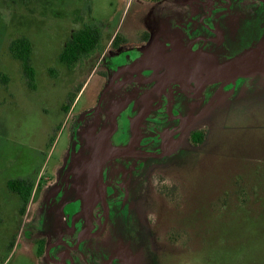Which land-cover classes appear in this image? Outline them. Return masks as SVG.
<instances>
[{"label":"rangeland","instance_id":"obj_1","mask_svg":"<svg viewBox=\"0 0 264 264\" xmlns=\"http://www.w3.org/2000/svg\"><path fill=\"white\" fill-rule=\"evenodd\" d=\"M167 6L146 0H0V264H42L40 236L31 225L39 198L22 217L7 182L51 173L70 134L69 128L52 133L54 120L47 114L61 111L81 85L77 114L95 104L101 87L99 77L90 75L97 55L73 71L60 65L71 33L99 26L109 53L112 33L134 43L148 11L156 9L158 16ZM20 37L32 41L35 90L10 53ZM226 75L219 77L225 81ZM209 113L196 127L206 131L204 141L182 142L150 164L124 206L119 235L139 264H264V80L243 95H219ZM52 134L58 136L54 146L48 144Z\"/></svg>","mask_w":264,"mask_h":264},{"label":"flooded vegetation","instance_id":"obj_2","mask_svg":"<svg viewBox=\"0 0 264 264\" xmlns=\"http://www.w3.org/2000/svg\"><path fill=\"white\" fill-rule=\"evenodd\" d=\"M146 1L168 6L158 16L156 9L148 11L134 43L122 35L126 42L114 47L110 35L111 52L96 54L90 71L101 81L95 104L73 114L80 85L74 101L71 92L61 111L47 114L54 120L52 133L69 128L62 159L45 177L38 173L37 181L7 182L20 207L8 183L34 184L29 204L39 198V206L31 225L40 236L42 264H139L118 223L141 175L180 143L192 142L219 95H243L264 80L261 72H243L244 64L240 70L226 68L248 53L250 67L260 63L264 0ZM225 72L228 80L222 81ZM52 136L48 144L54 146L58 136Z\"/></svg>","mask_w":264,"mask_h":264},{"label":"trees","instance_id":"obj_3","mask_svg":"<svg viewBox=\"0 0 264 264\" xmlns=\"http://www.w3.org/2000/svg\"><path fill=\"white\" fill-rule=\"evenodd\" d=\"M27 4L31 0H21ZM160 1V0H152ZM117 32V31H116ZM112 33L111 39H113V46L118 47L120 44L125 43L126 40L119 33ZM104 37L102 29L96 25H85L83 28L73 31L70 38L63 47V50L59 56L60 63L73 71L83 64L85 60L92 58L96 54L104 52ZM11 55L19 60L22 64L25 79L31 89H36V69L33 63V45L32 41L26 37H20L13 40L10 44ZM81 89L77 90L79 93ZM77 93L72 95L74 101L77 97ZM206 136L205 130H200L193 134L191 141L194 145L201 144ZM9 189L17 194L21 200L20 214L23 217L27 211V207L30 203L32 193L34 190V184H27L25 181H10L8 183ZM17 238L13 237V240L8 246V250L12 251L15 248ZM43 247L38 249L39 256L43 254Z\"/></svg>","mask_w":264,"mask_h":264},{"label":"water","instance_id":"obj_4","mask_svg":"<svg viewBox=\"0 0 264 264\" xmlns=\"http://www.w3.org/2000/svg\"><path fill=\"white\" fill-rule=\"evenodd\" d=\"M260 55H261V61L260 63L257 64L256 68L250 67L251 62H250V59L248 58L251 55L249 53L247 55H243V56L236 58L234 61L228 64L226 68L230 70H234V69L240 70L238 67L244 64L243 69H242L243 72L250 73L251 75L260 73V72L264 74V52H262Z\"/></svg>","mask_w":264,"mask_h":264},{"label":"bare ground","instance_id":"obj_5","mask_svg":"<svg viewBox=\"0 0 264 264\" xmlns=\"http://www.w3.org/2000/svg\"><path fill=\"white\" fill-rule=\"evenodd\" d=\"M251 59V58H250ZM240 68V67H239ZM229 70V69H228ZM210 71V70H209ZM230 73H232V72H230ZM236 73V72H235ZM238 74V73H237ZM241 74V73H240ZM227 76H229V75H227ZM236 76V75H235ZM214 77V76H213ZM216 78V77H215ZM218 78V77H217ZM218 80V79H217ZM192 122V121H191ZM190 123V122H189Z\"/></svg>","mask_w":264,"mask_h":264}]
</instances>
